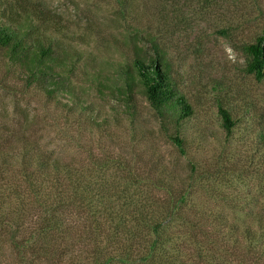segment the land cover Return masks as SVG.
<instances>
[{
  "label": "rangeland",
  "instance_id": "374dc122",
  "mask_svg": "<svg viewBox=\"0 0 264 264\" xmlns=\"http://www.w3.org/2000/svg\"><path fill=\"white\" fill-rule=\"evenodd\" d=\"M32 2L58 21L47 34L56 54L71 64L66 83L97 118L62 108L65 95L58 104L37 89L25 91L0 55V127H24L54 158L106 164L107 179L120 163L143 182L141 199L151 207L170 199L165 188L178 198L195 177L184 217L197 225V242L190 234L178 239L187 244L179 253L186 264H264V80L247 74L245 50L264 30V0ZM153 42L194 109L180 128L185 154L169 140L175 125L164 129L142 94L129 112L116 93L121 67L139 51L153 55ZM220 105L236 122L231 135L222 126ZM196 243L204 259L189 258ZM77 252L64 264H94L95 257ZM0 264H23L2 241Z\"/></svg>",
  "mask_w": 264,
  "mask_h": 264
},
{
  "label": "trees",
  "instance_id": "16d2710c",
  "mask_svg": "<svg viewBox=\"0 0 264 264\" xmlns=\"http://www.w3.org/2000/svg\"><path fill=\"white\" fill-rule=\"evenodd\" d=\"M57 24L41 3L0 0V55L6 73L25 91L37 89L52 103L62 104L60 95H65L62 108L70 113L89 111L66 83L71 64L56 54L48 37ZM152 48L153 55L139 51L131 64L121 67L116 93L129 112L136 107L137 94H142L164 129L175 125L176 135L169 140L185 154L179 133L194 109L172 79L165 52L156 42ZM245 50L247 74L263 81L264 30ZM219 114L231 135L236 126L231 113L220 105ZM33 138L24 127H0V242L11 246L19 262L71 263L81 251V256L95 257L94 264L188 263L179 254L187 244L178 239L181 233L190 234L197 242V225L184 217L195 177L178 198L165 188L170 199L151 207L149 200L141 199L143 182L129 171L125 174L127 168L120 163L107 179L106 164L92 167L54 158ZM250 235L246 227V238ZM76 240L83 250L77 249ZM197 245L188 253L192 260L205 258Z\"/></svg>",
  "mask_w": 264,
  "mask_h": 264
}]
</instances>
